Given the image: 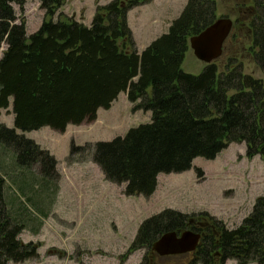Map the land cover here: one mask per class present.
Segmentation results:
<instances>
[{
  "label": "trees",
  "instance_id": "16d2710c",
  "mask_svg": "<svg viewBox=\"0 0 264 264\" xmlns=\"http://www.w3.org/2000/svg\"><path fill=\"white\" fill-rule=\"evenodd\" d=\"M36 1L48 20L26 37L13 9L23 10L25 0H0V49L6 46L0 57V114L9 107L13 114V128L0 123V146L16 159L7 168L0 163V264L38 258L36 245L19 239L31 218L21 207L9 208L6 176L18 180L23 193L36 194L35 202L50 198L57 178L54 157L17 131L48 127L63 133L69 125L95 121L99 109H110L125 93L132 112H149L150 122L109 141L73 145L70 154L90 150L104 179L124 185L128 197H150L158 175L188 171L194 159L213 160L232 143L244 144L247 158L264 160L263 81L244 74L235 57H228L222 70L216 61L198 75L182 70L189 38L216 20V0H188L167 32L140 53L127 13L151 0L97 5L89 26L52 19L65 0ZM251 2L249 51L264 76V0ZM36 164L40 175L24 172ZM194 221L173 210L151 216L140 224L129 251L146 249L150 256L140 264H157L151 245L167 232L195 231ZM211 222L191 264H264V197L234 229Z\"/></svg>",
  "mask_w": 264,
  "mask_h": 264
},
{
  "label": "rangeland",
  "instance_id": "374dc122",
  "mask_svg": "<svg viewBox=\"0 0 264 264\" xmlns=\"http://www.w3.org/2000/svg\"><path fill=\"white\" fill-rule=\"evenodd\" d=\"M94 2L95 11L99 0ZM74 5H78V12ZM91 6L92 0H65L52 19L82 20ZM250 6L251 0H221L220 11L216 6V19L226 16L233 22L216 64L222 70L226 59L235 57L242 62L244 74L264 83V76L252 62L249 51ZM13 9L18 22L25 24L26 37L48 20L36 0H25L23 10L17 5ZM236 19L239 26L234 24ZM5 47L2 44L0 57ZM205 65L189 49L182 70L198 75ZM148 122L149 112H132V105L120 96L110 109H99L95 121L69 125L63 133L48 127L17 131L54 157L57 178L48 189L52 191L50 198H38L35 202L36 194L23 193L19 181L6 176L4 196L9 208L21 207L26 218H31L19 239L24 244L36 245L38 253L36 259L8 264H140L144 257L150 256L147 250L129 251V248L140 224L147 218L173 210L193 217L195 221L191 224L203 234L212 219L226 229H234L251 212L256 199L264 197V160L258 156L247 158L244 144H229L213 160L196 158L191 169L183 173L158 175L157 188L148 198L125 196L124 185L107 182L92 162L90 150L70 154L73 145L109 141ZM0 123L13 128L11 107L1 111ZM0 163L5 168L16 165L10 148L0 146ZM39 169L36 164L24 172L29 176L40 175ZM193 258V255L160 257L158 263L191 264ZM225 264L235 262L228 260Z\"/></svg>",
  "mask_w": 264,
  "mask_h": 264
},
{
  "label": "water",
  "instance_id": "95a60500",
  "mask_svg": "<svg viewBox=\"0 0 264 264\" xmlns=\"http://www.w3.org/2000/svg\"><path fill=\"white\" fill-rule=\"evenodd\" d=\"M232 21L229 18H217L210 26L188 40L193 55L206 65L218 60L222 55L223 45L228 38ZM201 235L192 231L167 232L162 234L150 248L158 257L178 256L195 251Z\"/></svg>",
  "mask_w": 264,
  "mask_h": 264
},
{
  "label": "crops",
  "instance_id": "0c3cea01",
  "mask_svg": "<svg viewBox=\"0 0 264 264\" xmlns=\"http://www.w3.org/2000/svg\"><path fill=\"white\" fill-rule=\"evenodd\" d=\"M110 1L112 0H99L98 5L103 6ZM187 1L188 0H151L149 3L132 8L127 13V24L131 30L138 53L143 51L153 40L167 32L171 22L180 15ZM220 2L221 0H216V6L219 11L221 10L219 8ZM93 3H95L94 0H92L91 9L87 11L85 18H82V20L74 18V20L83 23L85 26H89L95 12ZM77 6L78 5H74V8ZM76 10L78 12V7ZM120 96L126 98L125 93H121L118 98ZM112 106L113 104L111 107Z\"/></svg>",
  "mask_w": 264,
  "mask_h": 264
},
{
  "label": "flooded vegetation",
  "instance_id": "af4514ba",
  "mask_svg": "<svg viewBox=\"0 0 264 264\" xmlns=\"http://www.w3.org/2000/svg\"><path fill=\"white\" fill-rule=\"evenodd\" d=\"M249 11H250V13H251V15L253 14V6H250V9H249ZM237 21H238V23L236 24L237 26H239L238 24H239V19H237ZM195 231H192V232H194V233H198V234H200L201 235V237H202V235H203V233L202 232H200L199 230H198V228L197 227H195V229H194ZM189 231V230H188ZM178 233H180V232H178ZM184 255H187V256H190V255H193L192 253H189V254H184ZM155 256H157V255H155ZM179 256V255H178ZM167 257H171V256H167ZM174 257H176V256H174ZM157 259H156V262H157V264H158V260L160 259V257H156ZM163 258V257H162ZM192 261V260H191ZM190 261V262H191Z\"/></svg>",
  "mask_w": 264,
  "mask_h": 264
}]
</instances>
